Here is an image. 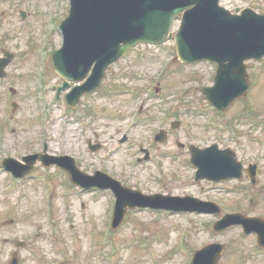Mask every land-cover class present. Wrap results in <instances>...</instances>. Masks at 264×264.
Segmentation results:
<instances>
[{
	"label": "rangeland",
	"instance_id": "374dc122",
	"mask_svg": "<svg viewBox=\"0 0 264 264\" xmlns=\"http://www.w3.org/2000/svg\"><path fill=\"white\" fill-rule=\"evenodd\" d=\"M221 4L264 14V0ZM22 7L34 12L26 21L19 14ZM50 12L59 23L67 15L68 1L0 0V46L14 53L7 77L0 80V264H10L15 250L20 264H192L198 248L212 242L227 246L220 264H264V249L241 226L212 230L218 215L128 208L122 225L113 229L111 191L71 186L55 166L41 163L21 185L10 179L1 165L4 157L21 160L47 144L50 154L73 156L83 171H104L145 193L192 195L221 204L223 212L241 208L264 218V59L249 63L253 82L248 95L219 113L205 102L201 90L213 84L215 64L173 60L174 38L160 45L140 44L110 66L104 87L85 95L72 111L64 98L56 100L61 79L52 61H46L50 68H45L37 49L47 45L48 58L62 44L55 22L47 21ZM40 66L46 71L41 80ZM10 86L17 89L16 96ZM12 100L18 102L15 110ZM173 120L182 122L179 129L170 128ZM162 128L169 134L164 143L155 141ZM125 133L129 138L121 142ZM87 139L102 147L92 151ZM212 143L231 147L246 164L258 162V183L196 180L189 146ZM141 148L149 150L151 159L138 160L145 155ZM18 241L27 246L17 248Z\"/></svg>",
	"mask_w": 264,
	"mask_h": 264
},
{
	"label": "water",
	"instance_id": "95a60500",
	"mask_svg": "<svg viewBox=\"0 0 264 264\" xmlns=\"http://www.w3.org/2000/svg\"><path fill=\"white\" fill-rule=\"evenodd\" d=\"M219 0H71L69 17L61 28L64 44L55 54L56 70L65 78L83 79L92 64L96 66L88 81L73 89L67 96L75 106L83 93L100 85L107 66L124 55L138 42H162L169 35L174 17L184 11L181 29L177 34V48L184 61L211 59L219 62L216 84L205 87L203 92L220 110L235 98L246 94L244 59L264 55V16L251 9L243 16H233L218 5ZM228 61V63H226ZM6 63H0V77L4 76ZM68 83L64 84V87ZM157 139H165L161 132ZM193 160L199 165V177L224 178L242 176V166L230 149L219 150L216 145L200 150L192 147ZM41 160L50 164L57 162L68 169L76 183L85 187H112L118 197L114 227L120 226L128 206H151L155 208L200 210L220 212L211 202L193 197L167 195H144L123 187L118 181L98 172L95 176L83 174L72 158ZM27 165L15 159H6L4 165L16 175L29 172L37 161V155L23 158ZM243 223L246 232L256 231L264 246V219L248 217L241 213L225 215L216 225L217 231ZM223 244H211L198 251L193 264H218ZM12 264H19L15 253Z\"/></svg>",
	"mask_w": 264,
	"mask_h": 264
},
{
	"label": "flooded vegetation",
	"instance_id": "af4514ba",
	"mask_svg": "<svg viewBox=\"0 0 264 264\" xmlns=\"http://www.w3.org/2000/svg\"><path fill=\"white\" fill-rule=\"evenodd\" d=\"M22 11H24V14H25V19H24L23 21H26V20H27L26 18L34 13V12H32L31 10H29V9H27V8H24V7L20 8V12H19V14H20ZM7 13H8L7 11H2V12H1V15L7 14ZM23 21H22V22H23ZM2 49H3V48H2ZM88 142L90 143L91 140H88Z\"/></svg>",
	"mask_w": 264,
	"mask_h": 264
}]
</instances>
